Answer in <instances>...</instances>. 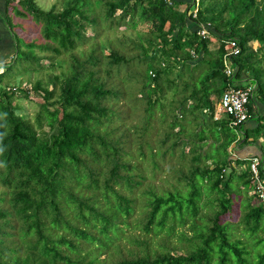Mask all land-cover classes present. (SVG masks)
<instances>
[{
    "label": "trees",
    "instance_id": "obj_1",
    "mask_svg": "<svg viewBox=\"0 0 264 264\" xmlns=\"http://www.w3.org/2000/svg\"><path fill=\"white\" fill-rule=\"evenodd\" d=\"M16 2L30 12L45 39L40 43L22 40L28 48L18 46L21 59H35L36 68L41 66L40 58L50 59L33 47L70 54L67 70L49 76L47 86L39 79L33 83L42 99L34 123L16 111L10 97L11 90L22 88H0V184L7 192L5 197L0 195L5 203L0 205V264H264V195L259 196L250 167V158L256 157L257 178L264 180V139H256L258 134L264 138V122L259 120L264 118L259 111L260 106L264 109V65L260 47L254 50L249 44L259 41L264 49V0H198L196 17L188 11L192 0H64L59 9H42L33 0ZM4 4L2 20L15 38L6 8L11 6L19 15L24 12L12 0ZM136 13L147 29L133 41L137 49L133 56L143 69L134 73L139 78V95L130 107L140 105L141 113L136 123L124 126L115 123L122 110L108 101L123 94L115 85L119 78H110V73L116 74L131 57L118 48L101 55L97 43L82 57L73 49L88 39L87 25L97 34L99 20L108 26L126 21L133 25ZM198 22L207 25L210 37L195 32ZM229 38L239 46L238 53L230 55L234 79L255 84L247 103L249 116L236 125L229 124L227 114L213 116L209 97L219 96L228 80L222 56ZM10 62L2 66L0 79L10 70ZM101 63L105 77L99 76ZM163 90L177 94L166 106ZM134 92L128 98L136 101ZM158 108L169 111V116L173 110L169 121ZM125 113L120 120L127 119L129 113ZM196 118L202 121V130L196 127L194 132L189 123ZM156 120L163 121L161 127ZM158 131L161 135L153 139L151 135ZM236 142L255 149L239 157L234 153ZM165 143L166 151L159 152ZM129 144H134L141 158H149L153 169L156 153L171 155L178 145H182L179 155L189 156L192 165L181 173V187L145 192L140 227L145 235L128 237L144 252L128 250L115 260L99 258L98 253L116 246L122 236L134 205L131 193L140 183L136 179L140 172L125 162L131 153L124 146ZM209 144L219 145L223 155L205 151L203 146ZM207 159L209 164L198 165ZM235 164L246 167L237 170ZM115 186H123L128 193ZM202 193L215 197L201 201ZM236 202L242 211L237 221L242 223L244 239L233 236L234 227L226 220L235 214ZM12 218L18 227L14 245ZM185 222H190V235L179 229L177 238L187 239L189 250L149 251L151 236L171 235L176 224Z\"/></svg>",
    "mask_w": 264,
    "mask_h": 264
},
{
    "label": "rangeland",
    "instance_id": "obj_2",
    "mask_svg": "<svg viewBox=\"0 0 264 264\" xmlns=\"http://www.w3.org/2000/svg\"><path fill=\"white\" fill-rule=\"evenodd\" d=\"M34 4L42 9H48L51 6H54L55 9H59L63 6L64 0H33ZM14 7H17L18 9L22 10L24 12L23 15L15 14L16 12L14 9L10 6V8H6L10 22L12 24L11 31L12 34H15V38H13L16 47L14 45V42L12 41L11 36L9 35V30L5 28L4 24H2L3 29H6L5 35L6 37L5 42L3 41V37H0L1 42L0 45V71L2 70V66L10 62V70H7V72L1 77L0 79V88H4L7 91L14 87L22 88V91H17L16 88L14 90H11L10 97L13 100V102L16 105V111L22 115L23 117L27 118L30 122L34 123V116L36 114V111L39 108V103L41 102V97H39V91L35 92L32 88L33 83L39 79L41 80V85L47 86L48 82L47 79L49 76L52 75H59L60 73H63L67 70L68 62H69V54L70 51L67 52H54L50 49H38L36 47H33L32 49L37 52L39 55L43 54H49L50 59L48 60L46 57H42L39 59L40 67H34L35 64L32 65V63L35 62V59L32 58L28 59V61L25 59H21L20 56L22 52L20 49H27L28 47L24 45L22 40L28 43H40L44 42L45 39L42 36L41 29L38 23H36L31 16L30 12L25 8L19 5L16 0H12ZM193 4V8L196 7L197 11V5L195 3ZM98 7H96L97 9ZM218 9V7H217ZM189 10V9H188ZM4 13V11H3ZM134 18V24H130V21H126L124 24L115 25L111 24L108 26L107 22H104V20H99V31L97 34H94V30L90 25L86 26L85 33L88 35V39L81 44H78L75 49H73V52L77 53L80 57H82L89 49L90 47L97 43L98 49L101 52V55H105L108 53L109 48H118L125 56H130L126 64V66L120 67V70L114 74L113 71L110 73V78L116 79L119 78L118 84H115L116 86L119 85V87L123 90V94L119 95V97L116 100H113L112 98H109L110 106L115 108L117 106L120 107V110L118 111L120 116L115 119V123L119 122L120 124L124 126H130L133 123L137 122V119L141 113V107L138 105L137 107L133 106L130 107L131 104H135L134 102H137V96L139 95L137 93L138 87H139V78L134 74L137 73V71H142L143 64L136 60V58L133 56L134 52L137 50L133 46V41L137 39V36L141 33H145L147 26L144 21V19L141 18V15L136 13ZM2 23V22H1ZM18 39V40H17ZM17 43H19L17 45ZM250 46L255 50H257L260 47L261 54L263 56L262 58V65H264V49L263 44L259 41L251 40L249 42ZM19 46V48H18ZM139 50V49H138ZM139 51L137 52V54ZM39 57V56H36ZM101 59H104L101 57ZM31 65V66H30ZM104 65L101 63V70L99 72V76L105 77L107 72L104 70ZM133 72L130 76H126V74ZM253 84V88L255 89V84ZM114 85V84H113ZM56 89V88H55ZM132 91H135L136 101H133L131 97L128 98V93H131ZM24 92H26V95H24ZM163 93L165 95V99L163 100L164 105L168 103L169 99L173 96L172 90H163ZM199 93V92H198ZM255 93V92H254ZM177 94H174V97H176ZM210 101L212 103V112L214 111L216 107V99L218 96L210 95ZM131 108H134V113L131 110ZM140 108V109H139ZM260 113L264 112V109L262 106L259 107ZM128 112L129 116L127 119H121V113ZM158 112H164L167 114V120H170V116L173 115V110L170 111V116L168 115L169 111L162 110L161 108H158ZM158 112L155 114V118L158 116ZM195 112V111H194ZM126 114V113H125ZM222 112L221 111H215L213 112L214 117H221ZM132 116V119H131ZM193 114L186 112V117L192 118ZM255 118H252L251 122L255 121ZM198 119V118H196ZM259 120L264 122V118H259ZM198 121V123H196ZM197 121H191L189 123V126L191 129L196 132L195 128L197 127V131L202 130L200 127L201 120ZM200 121V122H199ZM140 120H138V123ZM162 122V123H161ZM155 121V124L158 125V127H161L163 124V121ZM141 124V122H140ZM165 127V125H164ZM231 127V126H230ZM43 129H47L48 126L46 124L42 125ZM189 129V128H188ZM234 129V133H237L238 130L232 127ZM229 129H224V132H229ZM233 131V130H232ZM215 134H217V131H213ZM189 133V132H188ZM240 133H237V136L240 137ZM159 137L161 135V132L158 131V135L153 133L151 136L152 138H156L155 136ZM188 136H190L188 134ZM133 137V135H132ZM195 137V136H194ZM210 139V138H207ZM238 139V138H237ZM256 139L259 141H262L264 138H262L261 135H256ZM239 140V139H238ZM166 143L163 145H160L159 152L165 147ZM213 145V144H212ZM211 144L203 146V149L206 148L209 151L212 152H218V155H223L222 150L220 146L218 145V148L213 147ZM153 146L155 144L153 143ZM182 145H178L173 148V153L170 155L169 152H165L163 156H159V152L155 154V159H157V167L155 169L152 168L151 161H149V158L146 156L145 159L141 158L140 155L136 152L134 144L125 145L124 148L127 149L131 155H129V161H125L129 164L134 165V169L136 171L140 172V177L136 176V179L140 180V183L138 186L134 188L132 191V195L135 197L134 205L131 213L129 214L127 218V226L124 228V231L122 233V236L117 241L116 246H112L110 248H107L106 251H103L101 253H98V257L102 258L104 256L107 257V259L115 260L120 256H126L127 251H134L137 254H141L144 252V247L134 243L133 241H130L128 237H135V238H143L144 233L141 230V218L143 215V207L145 205V198L148 190H153L157 193H161L164 190L168 189L169 187H181L184 184V179L181 175V173H187V170L192 165V162L189 161V156L182 157L179 155V148ZM241 144L236 142V149L240 147ZM186 151V150H185ZM237 156L244 157L245 154L244 149L239 148L237 151H234ZM253 157V156H252ZM251 157V158H252ZM250 158V160H251ZM209 159L206 161L200 162L198 165L203 166L207 163L209 164ZM234 167L238 170L239 168L242 169L246 167V164L238 165L235 164ZM120 172H127L126 170L120 169ZM128 173V172H127ZM133 175V173H131ZM119 187V189L122 192L128 193L127 189H124L123 186H115ZM0 195L1 196H7L6 188L0 184ZM215 197V194L208 196L206 198L205 194H201V201L205 200H212ZM5 204L3 201H0V205ZM233 211L235 214H232L231 218H226L227 221L232 223V226L234 227L233 230H231V233L234 237H239L244 239L247 237L245 233L241 232L242 223L238 222L237 219L239 215L241 214V210L239 208L238 202H236V207L233 208ZM14 219L12 218V223H14ZM191 222V221H190ZM190 222H185L181 225L176 224L174 227V233L171 235H164V234H156L151 236L150 238V245H149V251L152 252L153 249H159L164 250L167 249L172 253H179L184 252V250H189L187 239L179 240L177 238V230L183 229L187 235H190V229L188 228V225ZM10 227V230L14 232L13 238H14V244L18 241V227L17 222L14 223ZM87 247L90 245L86 244ZM133 254V252H131ZM134 255V254H133Z\"/></svg>",
    "mask_w": 264,
    "mask_h": 264
},
{
    "label": "built area",
    "instance_id": "obj_3",
    "mask_svg": "<svg viewBox=\"0 0 264 264\" xmlns=\"http://www.w3.org/2000/svg\"><path fill=\"white\" fill-rule=\"evenodd\" d=\"M192 1V3L198 5V0ZM188 11L191 13L192 17L196 16V7H192ZM197 33L202 37H207L208 30L206 29V25L200 23L197 28ZM224 50L225 51L222 56L223 72L228 80H226L224 87L222 88L216 100L217 103L215 109L216 111H221L222 113L229 116L228 119L230 125H236L238 122L247 119V117L249 116L247 103L254 94V86L253 84H247L243 81L236 82V78L234 79L233 77L234 64H231L230 55L238 53L239 46L237 42L232 38L227 39L224 44ZM250 161V167L253 170L252 173L255 176L256 180L255 188L259 191V196L263 197L264 180H261V178H257V172L255 168L257 159L256 157H252Z\"/></svg>",
    "mask_w": 264,
    "mask_h": 264
},
{
    "label": "crops",
    "instance_id": "obj_4",
    "mask_svg": "<svg viewBox=\"0 0 264 264\" xmlns=\"http://www.w3.org/2000/svg\"><path fill=\"white\" fill-rule=\"evenodd\" d=\"M4 8H5L4 0H0V37H3L2 39L5 42V39L4 38L6 37V35H5L6 29H3V27H2V24H4L3 23V20H2V15H4V13H3ZM1 42L2 41L0 40V45H1ZM4 42H2V43H4ZM239 148L244 149L245 154H251V153H253V151L255 149L252 146L244 145V144H241V146L238 147V150H239Z\"/></svg>",
    "mask_w": 264,
    "mask_h": 264
},
{
    "label": "clouds",
    "instance_id": "obj_5",
    "mask_svg": "<svg viewBox=\"0 0 264 264\" xmlns=\"http://www.w3.org/2000/svg\"><path fill=\"white\" fill-rule=\"evenodd\" d=\"M198 7V6H197ZM192 8V7H191ZM196 14H197V12H196ZM196 17V16H195ZM201 22H198L197 24H196V26H195V32L197 33V28H198V26H199V24H200ZM204 24V23H203ZM206 25V24H205ZM206 29L208 30V28H207V25H206ZM198 34V33H197ZM199 35V34H198ZM200 36V35H199ZM211 36V34H210V32L208 31V36L207 37H203V38H208V37H210ZM200 37H202V36H200ZM225 44V43H224ZM224 47V46H223ZM225 51V50H224ZM218 98V97H217ZM217 100V99H216ZM214 112V111H213Z\"/></svg>",
    "mask_w": 264,
    "mask_h": 264
}]
</instances>
